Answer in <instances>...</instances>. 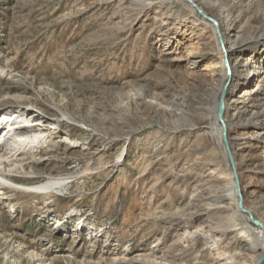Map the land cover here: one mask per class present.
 <instances>
[{
	"label": "rangeland",
	"instance_id": "374dc122",
	"mask_svg": "<svg viewBox=\"0 0 264 264\" xmlns=\"http://www.w3.org/2000/svg\"><path fill=\"white\" fill-rule=\"evenodd\" d=\"M8 125L0 264H264V0H0Z\"/></svg>",
	"mask_w": 264,
	"mask_h": 264
},
{
	"label": "bare ground",
	"instance_id": "6f19581e",
	"mask_svg": "<svg viewBox=\"0 0 264 264\" xmlns=\"http://www.w3.org/2000/svg\"><path fill=\"white\" fill-rule=\"evenodd\" d=\"M237 42H238L237 39H235V41L232 44H230V47L227 48V50L229 52H231L232 51V48L237 45ZM227 58L228 59L230 58L229 57V54H228ZM225 77H226V75H225ZM12 126L13 125H8L6 127L7 128L6 129L7 131L4 130V129L1 130L0 131L1 132V135L4 134V137H5L8 133L11 132V130L17 129V126H13V127ZM0 141H2V138L1 137H0ZM8 157H9V151H5L4 149H0V165L1 166H4L5 164L8 163L7 162L8 161ZM0 179L2 180V181H0V187H10V186H8L9 184L7 185V183L13 184L12 181H11L12 182L11 183L8 179H6L4 177H0ZM55 185H57V183H55V182H47L45 184H40L39 186H34V187H30V188H33V190H47V189H49V188H51V187H53ZM232 197H234V195ZM233 201H234L235 211L238 214V212H239V210H238V202L235 199H233ZM238 217H239V221H244L245 220V217L242 214L241 215H238ZM262 231H263V229H262ZM247 232L251 234V236H252L253 239H255L256 247L260 248L261 251H262L263 249H262V243H261L262 242L261 232L260 231H256L255 232V231H251V230H248ZM263 234H264V231H263Z\"/></svg>",
	"mask_w": 264,
	"mask_h": 264
},
{
	"label": "water",
	"instance_id": "95a60500",
	"mask_svg": "<svg viewBox=\"0 0 264 264\" xmlns=\"http://www.w3.org/2000/svg\"><path fill=\"white\" fill-rule=\"evenodd\" d=\"M261 228L263 229V231H264V227L263 226H261Z\"/></svg>",
	"mask_w": 264,
	"mask_h": 264
}]
</instances>
